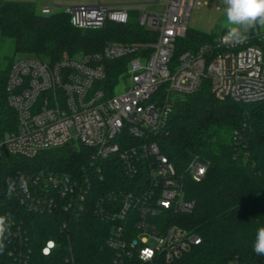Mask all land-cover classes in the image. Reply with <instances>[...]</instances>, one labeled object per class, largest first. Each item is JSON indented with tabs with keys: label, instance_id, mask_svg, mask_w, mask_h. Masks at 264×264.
I'll return each instance as SVG.
<instances>
[{
	"label": "built area",
	"instance_id": "1",
	"mask_svg": "<svg viewBox=\"0 0 264 264\" xmlns=\"http://www.w3.org/2000/svg\"><path fill=\"white\" fill-rule=\"evenodd\" d=\"M198 6L199 0H167L161 13L138 11L139 25L152 38L109 41L101 51L64 52L57 60L23 55L9 69L7 99L17 113L18 128L0 135V155L34 157L47 148L84 145L92 150V166L97 162L95 173L102 174L99 161H118L127 174L139 176L135 189L110 191L95 202L98 214L109 223L105 244L113 254L106 264L171 262L201 243L197 233L156 219L165 210L189 211L194 202L185 196V180H201L208 167L194 156L180 170L161 150L156 137L178 97L208 80L219 99H264V27L250 30L242 43L225 42L224 32L194 49L178 51ZM65 11L80 29L130 20L125 7L82 3ZM52 12L49 6L41 9L43 14ZM123 57L128 67L108 92L106 61ZM120 84L123 90L117 93ZM90 187L88 177L65 172L18 175L11 191L29 210L62 208L67 213L65 229L83 213ZM6 224L10 227L4 236L10 232L11 239L8 260L2 264H56L58 241L47 240L35 255L18 221L8 215ZM65 249L57 264H88L76 259L70 245Z\"/></svg>",
	"mask_w": 264,
	"mask_h": 264
},
{
	"label": "trees",
	"instance_id": "2",
	"mask_svg": "<svg viewBox=\"0 0 264 264\" xmlns=\"http://www.w3.org/2000/svg\"><path fill=\"white\" fill-rule=\"evenodd\" d=\"M138 13L130 11V20L124 24L107 21L100 29H80L72 25L65 10L43 14L31 1L0 0V46L12 39L15 52L21 56L57 60L64 52L101 51L109 41L152 38V33L139 25ZM217 34L189 27L178 42V51L194 49ZM5 57L0 53V135L18 128L17 113L8 103L6 91L15 58ZM106 66V87L112 92L128 67V58L108 60ZM156 138L162 152L180 170L194 156L208 162L201 180H185V196L194 202L193 207L183 212L165 210L156 217L162 223H176L197 233L201 243L179 259L159 264H264V256L253 250L256 230L264 226V99H219L206 80L195 92L178 97ZM91 154L89 147L68 143L43 149L34 157L0 155V216L7 219L10 215L18 221L34 254H40L47 240L58 241L61 250L53 258L56 264L69 245L78 261L106 264L113 254L105 244L109 223L98 214L95 202L110 191L135 189L139 181V176L127 174L118 161H99L102 174L95 173L97 162L92 166ZM65 172L83 175L91 182L86 207L69 228L62 227L67 213L59 206L52 211L29 210L12 191L9 194V181L18 175ZM9 233L3 238L0 264L8 260Z\"/></svg>",
	"mask_w": 264,
	"mask_h": 264
},
{
	"label": "clouds",
	"instance_id": "3",
	"mask_svg": "<svg viewBox=\"0 0 264 264\" xmlns=\"http://www.w3.org/2000/svg\"><path fill=\"white\" fill-rule=\"evenodd\" d=\"M222 3L227 21V32L223 37L225 42L242 43L250 30L264 27V0H222ZM11 188L9 181V194ZM8 227L5 217L0 216V253L5 248L3 238ZM253 250L257 255L264 256V226L256 230Z\"/></svg>",
	"mask_w": 264,
	"mask_h": 264
},
{
	"label": "rangeland",
	"instance_id": "4",
	"mask_svg": "<svg viewBox=\"0 0 264 264\" xmlns=\"http://www.w3.org/2000/svg\"><path fill=\"white\" fill-rule=\"evenodd\" d=\"M125 1L128 3L127 8H137L139 11L149 10L161 13L166 8L167 0H158V2H152L151 0ZM224 7L225 5H223L222 0H199V6L194 8L191 12L189 27L205 32L217 31L218 33H221L223 28H227ZM0 53L3 56H6L5 58H9V56L19 58L21 56L19 53L15 52V46L12 39H7L6 42L0 46ZM122 90V84L116 87L117 93Z\"/></svg>",
	"mask_w": 264,
	"mask_h": 264
},
{
	"label": "crops",
	"instance_id": "5",
	"mask_svg": "<svg viewBox=\"0 0 264 264\" xmlns=\"http://www.w3.org/2000/svg\"><path fill=\"white\" fill-rule=\"evenodd\" d=\"M34 3L36 10L41 12L44 6H49L53 11L57 9L66 10L68 7L78 4H102L109 7H125L127 8V2L125 0H25ZM153 2V0H151ZM129 11L137 10V8H128Z\"/></svg>",
	"mask_w": 264,
	"mask_h": 264
}]
</instances>
